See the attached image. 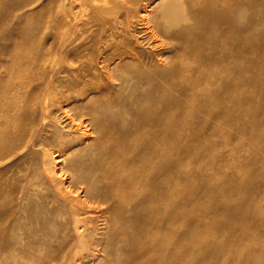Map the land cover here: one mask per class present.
Returning a JSON list of instances; mask_svg holds the SVG:
<instances>
[{"label":"bare ground","instance_id":"bare-ground-1","mask_svg":"<svg viewBox=\"0 0 264 264\" xmlns=\"http://www.w3.org/2000/svg\"><path fill=\"white\" fill-rule=\"evenodd\" d=\"M142 1H5L0 261L264 264V181L185 169L264 117V21L249 0Z\"/></svg>","mask_w":264,"mask_h":264},{"label":"rangeland","instance_id":"rangeland-1","mask_svg":"<svg viewBox=\"0 0 264 264\" xmlns=\"http://www.w3.org/2000/svg\"><path fill=\"white\" fill-rule=\"evenodd\" d=\"M6 0H0V26H2V23L9 22V19L6 17V10H3V6L6 8L5 4ZM78 2V0H77ZM142 2H146V0H143ZM77 4V8L80 9L81 13L79 15V19L81 22H83V31L84 37L89 39L92 36H100L101 31L98 30L97 27H92L94 29V33H90V26L87 23L89 15L88 10H86L85 5ZM180 7L182 10H186L189 7L187 0H181L180 1ZM84 10V11H83ZM249 13L248 18L251 20L253 25L257 26L262 24L264 21V0H249ZM83 11V13H82ZM19 14V12H17ZM251 15H254L251 17ZM109 16H114V14H109ZM264 23V22H263ZM262 30V29H261ZM259 30H257L258 32ZM106 32V33H105ZM102 35L103 36H109V32L105 31ZM107 34V35H106ZM90 35V36H89ZM122 30H118L113 33L112 39H109L110 43H116L118 39H120L122 36ZM89 36V37H88ZM255 36V35H254ZM118 37V38H117ZM116 38V39H115ZM115 41V42H114ZM134 45V44H133ZM50 58H54V60L59 63L60 65L67 64L69 55L65 53H57L54 55H50ZM264 117H260L257 119H252V121L249 123L248 129L250 130L249 135L246 137L241 132L232 131L230 134H227V136H206L204 137L207 139L208 143L213 142L217 143L218 146L214 149L208 150L205 148H202V146H194L195 149L202 150L201 152L204 153L205 160H191L188 162V165H186V170L190 168H199L201 172H207V173H215L218 174L217 178L221 179H231L234 181L233 176L235 173H247L251 172L256 175V181H264V149L260 146V141L264 139ZM189 136V134H184L183 138H186ZM230 141H229V140ZM227 140V141H226ZM243 140L244 145L237 146L238 141ZM227 143V144H225ZM236 151L238 152L240 156V165L236 166L234 161L227 159L226 155H224L225 151ZM253 153L259 156V160H257L254 165L253 163ZM216 159L217 165L215 167L210 166L208 162L212 159ZM237 164V163H236ZM198 188V187H197ZM195 188L194 191L199 193L200 188ZM201 192V191H200ZM2 202H5L2 200ZM23 246H14L10 247V249L7 250V258L0 261V264H38L36 259H30L25 258L21 255V251L23 250ZM6 252V251H5ZM45 252V251H44ZM105 257H107V253H104ZM219 259L221 261H224V263H228L229 261H232V256L230 253H224L219 254ZM219 261V264H222V262ZM228 261V262H227ZM221 262V263H220ZM124 261L122 260H104V258L99 259L95 262H85L81 261L79 264H123ZM217 263V264H218ZM245 264V263H244Z\"/></svg>","mask_w":264,"mask_h":264}]
</instances>
